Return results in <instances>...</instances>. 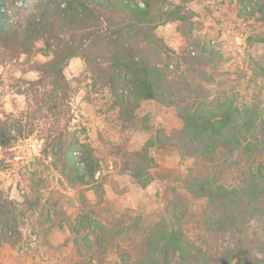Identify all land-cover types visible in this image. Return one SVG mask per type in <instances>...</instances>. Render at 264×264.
I'll return each instance as SVG.
<instances>
[{
  "label": "trees",
  "instance_id": "16d2710c",
  "mask_svg": "<svg viewBox=\"0 0 264 264\" xmlns=\"http://www.w3.org/2000/svg\"><path fill=\"white\" fill-rule=\"evenodd\" d=\"M14 1L0 0V46L17 56L33 53L36 41L43 40L48 58L36 64L39 78L27 81L31 93L40 96L35 98L39 118L68 110L70 86L64 67L72 57H80L93 83L110 91L123 123L135 122L134 110L141 100L174 106L183 122L170 133L158 128L139 150L124 154L130 161L125 169L141 187L150 183L154 147L168 145L181 157L205 161L203 174L189 172L184 183L193 198L206 201L200 221L220 243L206 250L187 236L182 219L191 202L175 195L166 214L141 229L142 248L133 264H264V165L257 163L264 152V119L254 98L240 103L228 92L210 93L209 86L216 82L209 69L217 68L222 53L193 34L198 30L197 13L168 0H23L21 6ZM238 4L239 16L252 4L257 8L251 15L258 13L264 22V0ZM172 21L180 22L179 31L190 40L182 57L156 33L158 26ZM251 39L264 43V28ZM252 72L264 77V59ZM20 122L13 116L0 117V149L32 133ZM49 131L40 157H50L53 168L72 187H89L101 200L104 187L96 176L100 164L93 148L75 132L56 134L52 127ZM217 165L239 166V184L217 181L212 173ZM29 179L31 194L20 200L12 198L0 180V247L16 244L28 218L34 217L39 226L51 223V214L42 210V186ZM85 198L79 192L81 207ZM71 227L75 232L87 230L84 240L89 248L117 234L88 213L77 216Z\"/></svg>",
  "mask_w": 264,
  "mask_h": 264
},
{
  "label": "rangeland",
  "instance_id": "374dc122",
  "mask_svg": "<svg viewBox=\"0 0 264 264\" xmlns=\"http://www.w3.org/2000/svg\"><path fill=\"white\" fill-rule=\"evenodd\" d=\"M185 1L188 0L180 3L185 4ZM199 1L204 8V17L211 21L208 15L213 13L212 8L228 0ZM238 1L235 0L237 12L234 16L231 9L226 8L224 21L205 25L202 15L197 13L195 27L198 30L193 34L210 42L222 53L217 68L209 69L216 82L209 86L210 93L228 92L240 103L254 98L264 119V77L252 76V70L264 59V43L251 39L263 32L264 22L258 13L251 15L252 8H257L252 4H248L246 12L239 16L242 11ZM22 2L15 0L14 4L21 6ZM226 5L229 6V2ZM180 34L184 46L179 51L170 48L182 57L190 40ZM44 52L43 40L36 41L33 53L17 56L0 46V117L13 116L21 121L23 130L33 129L31 134L15 139L11 148L0 149V180L10 196L20 200L24 194H31L29 178L33 177L42 186V210L51 214V223L42 226L34 217L28 218L21 235L15 239L16 244L0 247V264H133L142 248L141 229H147L165 215L169 201L175 195L187 197L191 202L182 219L187 236L206 250L214 249L220 242L213 240L200 221L206 201L193 198L184 183L189 172L203 174L205 161L202 159L181 157L177 149L168 145L152 148L150 154L154 164L148 174L154 187L141 204H130L137 200L133 189L141 186L125 169L130 161L124 154L139 150L158 128H164L167 133L181 128L183 122L176 108L155 100H141L134 110L135 122L123 123L108 88L94 84L83 59L72 57L64 67L70 86L68 110L60 111L56 116L48 113V117L39 118L35 111V98L39 93L33 95L27 81L39 78L36 64L47 60ZM143 116L148 120L143 121ZM51 127L56 134L75 132L93 148L100 164L96 176L104 187L101 200L89 187H72L53 168L50 157H40L43 137L50 133ZM257 163L264 165V152L257 156ZM214 167L212 173L217 181L226 185L239 184V166L229 169H223L221 165ZM115 175L119 180L117 185L113 184ZM127 188L132 194L130 199L124 197ZM81 191L86 197L84 207L78 203ZM115 195H122L121 198H126L123 203L129 205H124ZM84 213L112 227L116 236L87 247L84 240L87 230H71L76 217Z\"/></svg>",
  "mask_w": 264,
  "mask_h": 264
},
{
  "label": "crops",
  "instance_id": "0c3cea01",
  "mask_svg": "<svg viewBox=\"0 0 264 264\" xmlns=\"http://www.w3.org/2000/svg\"><path fill=\"white\" fill-rule=\"evenodd\" d=\"M171 1L173 3H180L181 2V0H171ZM227 2H229V6L226 5ZM227 2L223 3L222 5L214 6L212 8L214 10L213 13L211 15H208L209 20L211 19V21H208L207 17L206 18L204 17L205 16L204 11H203L204 8H203V6H201V3L199 0H188V1H185V4L187 5L188 8L194 10L198 14H201L203 23L205 25H209V24L216 22V21H224V19L227 17L225 15L227 7H229V9H231V12H233L232 15L234 16V14L237 12L235 0H228ZM179 23H180L179 21L168 22V23H165L163 25H160L156 29L157 35H159V37L163 38L164 41L169 45V47H171L173 50H176V51H179L184 46V43H185L183 37L180 34V31L177 30V26ZM117 177H118L117 175H115L113 177V179H114L113 184L114 185H117V183L119 181V180L117 181V179H118ZM158 183H160L159 180H158ZM153 187H154V184H153L152 180L149 183V185H147L145 188L135 187V189H133V190L135 191V197L137 200L133 201L130 204H133V203L141 204V201H143L142 199H146V195L148 194L149 191H151L150 189H152ZM129 189L128 188L126 189L127 190L126 193L128 192L127 193L128 195L124 194V197H126V198L128 197V199H130L132 197L131 191ZM144 195H145V197H144ZM121 196L122 195H115V197H118V200L123 203L124 201H126V198L123 199V198H121ZM123 204L127 205V206L129 205L127 203L126 204L123 203Z\"/></svg>",
  "mask_w": 264,
  "mask_h": 264
}]
</instances>
